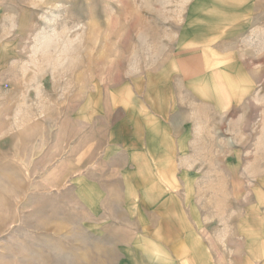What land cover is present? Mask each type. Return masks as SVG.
<instances>
[{"label": "rangeland", "instance_id": "1", "mask_svg": "<svg viewBox=\"0 0 264 264\" xmlns=\"http://www.w3.org/2000/svg\"><path fill=\"white\" fill-rule=\"evenodd\" d=\"M0 264H264V0H0Z\"/></svg>", "mask_w": 264, "mask_h": 264}, {"label": "crops", "instance_id": "2", "mask_svg": "<svg viewBox=\"0 0 264 264\" xmlns=\"http://www.w3.org/2000/svg\"><path fill=\"white\" fill-rule=\"evenodd\" d=\"M183 47H184L183 51L179 52V58L177 59V63L174 65V69H176L175 70L176 75H178L179 80L182 83L190 80L193 81L194 83H199V85L203 87L204 84L201 82V78L204 76L203 70L206 68L208 70L209 69L217 70L219 68L211 67V62L209 63L207 61L206 53L203 52L202 50L201 52H199V39H197V42H191V43L186 42L185 44H183ZM212 61L214 62L215 59H212ZM213 74L215 79L222 80L221 74H219L218 72ZM125 102L126 101H124L123 103ZM164 102L170 103L171 98L168 99L165 98ZM149 112L155 118L154 113H152L151 111ZM140 127L141 126H139L135 132H132L134 136H139L138 140L136 141V144L137 143L139 144L137 146L133 144L131 150H133L134 153L133 156H135L137 161H140L138 165L140 164L149 165L152 160L151 159L152 154L150 153V150L153 148L152 146H154L155 144L157 145L159 144L158 142L159 139L156 138L155 135L156 132L152 128L150 129V127H146V126H142L141 128ZM146 135L148 136L147 140L144 138V136ZM152 136H155L154 138L156 141L153 140Z\"/></svg>", "mask_w": 264, "mask_h": 264}]
</instances>
